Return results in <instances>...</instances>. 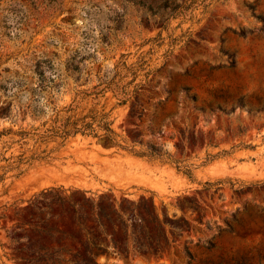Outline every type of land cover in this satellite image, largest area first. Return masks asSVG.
<instances>
[{"label": "rangeland", "instance_id": "rangeland-1", "mask_svg": "<svg viewBox=\"0 0 264 264\" xmlns=\"http://www.w3.org/2000/svg\"><path fill=\"white\" fill-rule=\"evenodd\" d=\"M0 177V264H80L78 190L98 264H264V0H0Z\"/></svg>", "mask_w": 264, "mask_h": 264}, {"label": "trees", "instance_id": "trees-1", "mask_svg": "<svg viewBox=\"0 0 264 264\" xmlns=\"http://www.w3.org/2000/svg\"><path fill=\"white\" fill-rule=\"evenodd\" d=\"M126 98H124L122 101H125ZM2 115H7V112H2ZM94 121H96L93 116H91V120L87 121L86 117H82L80 119H73V120H69L68 117L64 119L63 122L59 123L58 126L56 127L55 130V134H58V136L60 137H65L67 135L70 134H75L77 132H82V133H92V134H96L95 129L93 128V123ZM97 127H100L101 129L105 130V134L112 139L111 137V133L113 132L112 129L109 127V122L103 120V118L99 119L97 124ZM133 152L139 154V155H147L148 153H151L149 155H154L153 153V148L151 147V152H143V151H136L133 150ZM32 156L29 157H20V159L16 160L15 164H9L6 169H13L18 171V173H20L22 170L19 166L20 162H27ZM4 160H7L8 158L3 157ZM180 166H178L177 168H179ZM1 178V177H0ZM55 191H61V192H66L69 191L68 188H63L62 186H58V187H49L48 189H44L42 190L39 194H37V196L35 197V200H33L31 202L32 205H35L36 201L38 200V197H43V196H48V195H53ZM75 190H71V193H74ZM81 196L80 200H71L70 196L71 195H67V199L69 204L72 206L75 215H74V225L77 227L78 232H80V235H82L85 239V244L83 246V256L80 255L78 252L74 251L72 252L74 257H81L80 260H75L76 263H80V264H98L96 261V258L98 257V255L101 253L102 251V246L100 243L95 242L91 237H89L88 235L92 234V229L89 227L88 222H86V216L87 213L83 211V206L82 204L84 203H89L91 204V206H96V208H92V212L93 214V220L95 221V223L97 224V227L100 228V233L103 235H106L105 232L103 231V227L104 224L101 222V218H105L108 220V222L111 225H114L112 220L110 219V215L106 212V210H108L109 212H112L114 214H116L115 219L118 220L121 224H122V228L125 232V229L127 227L126 224H124L123 222H126L125 219H123V217L121 216V213L113 208H111L109 206V203H105V208L103 207V201L105 200L106 196L104 194H99L97 195L94 200V198H90V197H86V191L85 190H78ZM64 198H59V202L63 201ZM142 220V219H140ZM51 230L53 229V227H45V230ZM110 242L112 243L113 247H116V242L114 240H110Z\"/></svg>", "mask_w": 264, "mask_h": 264}]
</instances>
